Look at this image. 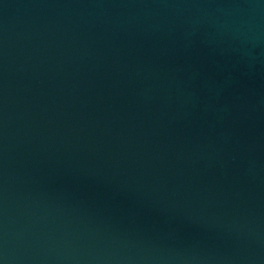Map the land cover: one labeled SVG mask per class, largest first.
<instances>
[{
	"label": "water",
	"instance_id": "water-1",
	"mask_svg": "<svg viewBox=\"0 0 264 264\" xmlns=\"http://www.w3.org/2000/svg\"><path fill=\"white\" fill-rule=\"evenodd\" d=\"M0 264H264V0H0Z\"/></svg>",
	"mask_w": 264,
	"mask_h": 264
}]
</instances>
